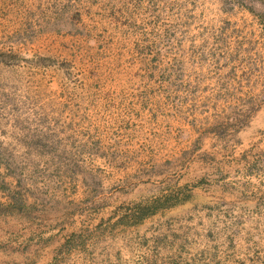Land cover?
Segmentation results:
<instances>
[{
    "label": "rangeland",
    "instance_id": "rangeland-1",
    "mask_svg": "<svg viewBox=\"0 0 264 264\" xmlns=\"http://www.w3.org/2000/svg\"><path fill=\"white\" fill-rule=\"evenodd\" d=\"M0 264H264V0H0Z\"/></svg>",
    "mask_w": 264,
    "mask_h": 264
}]
</instances>
